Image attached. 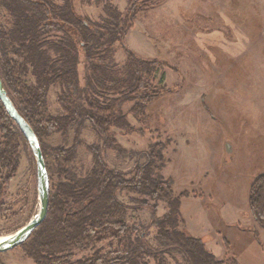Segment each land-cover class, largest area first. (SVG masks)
Segmentation results:
<instances>
[{
    "label": "rangeland",
    "instance_id": "obj_1",
    "mask_svg": "<svg viewBox=\"0 0 264 264\" xmlns=\"http://www.w3.org/2000/svg\"><path fill=\"white\" fill-rule=\"evenodd\" d=\"M72 1L79 16L100 23L108 3L126 13L137 0ZM57 2L61 5L65 0ZM5 21L0 8V25ZM126 47L140 59L164 64L154 81L164 90L145 118L129 115L132 132L113 131L117 142L131 154L164 144L161 174L172 182L175 195L183 197L180 229L201 239L219 260L264 264V231L255 223L249 202L252 186L264 175V0H151L129 32ZM115 60L120 67L126 61L118 45ZM79 73L83 83V63ZM26 81L34 83L31 75ZM60 94L59 87L49 92V110L55 116L62 113ZM74 141L71 130L66 138L54 135L44 143L69 148ZM1 142L0 135V147ZM79 142L70 171L83 175L92 166L88 147H102L103 141L86 122ZM103 156L110 168L129 179L135 175L136 159L114 151H103ZM19 161L4 197L0 238L14 235L40 209L36 161L29 146L21 147ZM46 164L52 187L63 176L50 155ZM118 197L128 208L132 241L144 231L148 244L159 249L153 216L162 219L167 205L127 192H119ZM96 250L107 254L124 248L112 240L76 257H90ZM165 259L167 264H186L179 254ZM147 261L157 264L153 258ZM0 264L34 263L18 247L0 254Z\"/></svg>",
    "mask_w": 264,
    "mask_h": 264
},
{
    "label": "trees",
    "instance_id": "obj_2",
    "mask_svg": "<svg viewBox=\"0 0 264 264\" xmlns=\"http://www.w3.org/2000/svg\"><path fill=\"white\" fill-rule=\"evenodd\" d=\"M150 2H131L126 13L108 3L105 18L93 23L76 13L72 0L61 5L57 0H0L6 13L5 25H0V77L18 113L35 132L45 162L47 155L53 157L57 173L63 176L50 187L46 220L21 246L34 264H149L147 258L167 264L165 256L173 254L181 255L186 264H238L234 259H217L201 239L180 229L183 197L175 195L172 182L161 174L164 144L131 154L114 137V130L132 132L129 115L145 118L164 90L154 85L155 74L164 64L140 59L126 47L129 32ZM116 45L126 57L122 67L115 60ZM82 63L83 83L79 73ZM28 75L33 84L26 81ZM52 87L61 89L58 102L62 113L57 116L49 110ZM86 122L103 146L88 147L91 169L76 175L70 167ZM71 130H75L72 147L45 145V139L54 135L66 138ZM0 135L1 217L6 190L18 171L21 147L29 146L1 101ZM103 151L136 159L135 175L129 179L122 171L110 168ZM142 159L145 162L141 164ZM119 192L167 205L168 213L162 219L153 216L159 249L148 244L144 231L132 241L128 208L119 199ZM249 202L255 223L264 231V175L252 186ZM112 240L124 250L107 254L96 250L90 257L77 259L76 253L95 250Z\"/></svg>",
    "mask_w": 264,
    "mask_h": 264
},
{
    "label": "water",
    "instance_id": "obj_3",
    "mask_svg": "<svg viewBox=\"0 0 264 264\" xmlns=\"http://www.w3.org/2000/svg\"><path fill=\"white\" fill-rule=\"evenodd\" d=\"M0 101L10 119L19 127L35 158L38 198L40 201V209L37 215L25 227L14 235L9 236L8 239L0 244V254H2L24 245L31 238L36 229L46 220L49 209L50 180L40 142L28 122L18 113L4 88L1 77Z\"/></svg>",
    "mask_w": 264,
    "mask_h": 264
},
{
    "label": "bare ground",
    "instance_id": "obj_4",
    "mask_svg": "<svg viewBox=\"0 0 264 264\" xmlns=\"http://www.w3.org/2000/svg\"><path fill=\"white\" fill-rule=\"evenodd\" d=\"M10 236H11V235H10ZM6 239H8V237L0 238V244L3 243Z\"/></svg>",
    "mask_w": 264,
    "mask_h": 264
}]
</instances>
